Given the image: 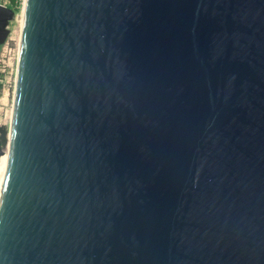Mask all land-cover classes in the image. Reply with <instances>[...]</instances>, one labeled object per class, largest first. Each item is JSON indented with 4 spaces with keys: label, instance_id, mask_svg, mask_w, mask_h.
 Segmentation results:
<instances>
[{
    "label": "water",
    "instance_id": "water-1",
    "mask_svg": "<svg viewBox=\"0 0 264 264\" xmlns=\"http://www.w3.org/2000/svg\"><path fill=\"white\" fill-rule=\"evenodd\" d=\"M6 138L0 264H264V0H25Z\"/></svg>",
    "mask_w": 264,
    "mask_h": 264
},
{
    "label": "built area",
    "instance_id": "built-area-1",
    "mask_svg": "<svg viewBox=\"0 0 264 264\" xmlns=\"http://www.w3.org/2000/svg\"><path fill=\"white\" fill-rule=\"evenodd\" d=\"M25 0H0V5L10 6L14 9V19L9 24V32L0 45V99L14 90L17 63L19 57L20 22L23 16Z\"/></svg>",
    "mask_w": 264,
    "mask_h": 264
},
{
    "label": "rangeland",
    "instance_id": "rangeland-1",
    "mask_svg": "<svg viewBox=\"0 0 264 264\" xmlns=\"http://www.w3.org/2000/svg\"><path fill=\"white\" fill-rule=\"evenodd\" d=\"M12 98L13 91L9 90L8 94L4 95L0 99V127L6 128V137L9 130L10 119H11V111H12ZM7 144V138L4 143H2V147L5 148Z\"/></svg>",
    "mask_w": 264,
    "mask_h": 264
},
{
    "label": "bare ground",
    "instance_id": "bare-ground-1",
    "mask_svg": "<svg viewBox=\"0 0 264 264\" xmlns=\"http://www.w3.org/2000/svg\"><path fill=\"white\" fill-rule=\"evenodd\" d=\"M22 21H23V16H22L21 22H20V32H21V27H22ZM20 34H19V37H20ZM6 161H7V153L2 155L1 158H0V189H1V186H2V183H3V179H4Z\"/></svg>",
    "mask_w": 264,
    "mask_h": 264
},
{
    "label": "trees",
    "instance_id": "trees-1",
    "mask_svg": "<svg viewBox=\"0 0 264 264\" xmlns=\"http://www.w3.org/2000/svg\"><path fill=\"white\" fill-rule=\"evenodd\" d=\"M12 2L14 3V0H12ZM0 137H1L2 143H4L6 140V128L5 127H0Z\"/></svg>",
    "mask_w": 264,
    "mask_h": 264
},
{
    "label": "flooded vegetation",
    "instance_id": "flooded-vegetation-1",
    "mask_svg": "<svg viewBox=\"0 0 264 264\" xmlns=\"http://www.w3.org/2000/svg\"><path fill=\"white\" fill-rule=\"evenodd\" d=\"M0 141H1V137H0ZM1 144H2V141H1Z\"/></svg>",
    "mask_w": 264,
    "mask_h": 264
},
{
    "label": "crops",
    "instance_id": "crops-1",
    "mask_svg": "<svg viewBox=\"0 0 264 264\" xmlns=\"http://www.w3.org/2000/svg\"><path fill=\"white\" fill-rule=\"evenodd\" d=\"M10 2H12V0H10ZM8 7H10V6H8Z\"/></svg>",
    "mask_w": 264,
    "mask_h": 264
}]
</instances>
